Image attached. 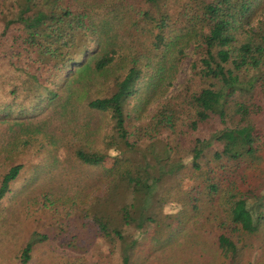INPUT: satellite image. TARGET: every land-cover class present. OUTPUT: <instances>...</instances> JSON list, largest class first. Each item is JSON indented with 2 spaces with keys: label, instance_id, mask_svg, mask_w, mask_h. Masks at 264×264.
I'll list each match as a JSON object with an SVG mask.
<instances>
[{
  "label": "trees",
  "instance_id": "1",
  "mask_svg": "<svg viewBox=\"0 0 264 264\" xmlns=\"http://www.w3.org/2000/svg\"><path fill=\"white\" fill-rule=\"evenodd\" d=\"M7 33L21 81L32 92L43 88L47 100L67 80L79 100L88 74L98 80L119 54L128 61L102 95L85 103L108 115V152L75 149L74 156L91 168L106 157L111 162L100 171L102 192L76 213L79 231L58 226L50 233L60 248L84 252L90 232L118 249L120 264L154 256L161 264H264V0H0V37ZM189 45L195 88L185 84L145 122H133L139 118L125 106L142 67L157 59L162 92ZM18 92L12 84V96ZM12 106L0 104V120ZM211 122L215 129L188 138L181 154L182 140ZM20 168L13 164L0 175V200ZM168 203L174 211L164 209ZM48 238L32 232L19 264Z\"/></svg>",
  "mask_w": 264,
  "mask_h": 264
},
{
  "label": "rangeland",
  "instance_id": "2",
  "mask_svg": "<svg viewBox=\"0 0 264 264\" xmlns=\"http://www.w3.org/2000/svg\"><path fill=\"white\" fill-rule=\"evenodd\" d=\"M173 13L175 11L170 9V14ZM10 39V33L0 37V104L13 102L9 118L0 120V175L13 164H20L21 168L9 191L0 200V264H19V250L32 232L46 233L49 238L33 246L28 264H120L118 249L112 250L97 235L86 232L90 245L84 252H75L60 248L50 233L60 229L79 231L78 224L82 222L76 219V213L104 188L100 171L110 165L111 158L106 157L100 166L91 168L79 163L74 151L108 152L104 150V138L110 128L108 115L88 109L85 103L102 95L113 77L124 72L128 61L119 54V60L117 58L98 80L88 74L84 81L86 91L79 100H74L69 92L74 85L70 80L62 85L56 98L47 100L43 88L32 92L21 81L25 76L13 67L16 44ZM193 59L189 45L180 57L170 86L165 91L162 88V92L155 81L157 59L142 67L143 74L136 84L135 93L125 106L131 119L139 118L133 122H145L165 97L181 92L185 84L189 90L195 88L199 81L190 68ZM17 65L23 67V61L19 60ZM26 67L27 71L30 70ZM12 84L19 88L14 97L10 93ZM54 86L47 84V88ZM37 93L43 97L40 102ZM17 105H21V109H17ZM64 110L65 115L61 116ZM215 126L211 122L197 134L184 138L180 153L186 154L190 144L188 138L192 143V137H207ZM162 137L171 139L167 132H163ZM155 150L159 151V148L156 146ZM188 161L184 160L186 164ZM94 181L97 182L93 184ZM188 184L185 180L182 185ZM169 204L164 207L166 211L174 208ZM178 255H173V261L178 259ZM141 264L161 263L154 256Z\"/></svg>",
  "mask_w": 264,
  "mask_h": 264
}]
</instances>
